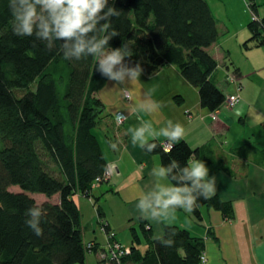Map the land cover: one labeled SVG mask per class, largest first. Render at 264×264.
Here are the masks:
<instances>
[{
  "label": "trees",
  "instance_id": "trees-1",
  "mask_svg": "<svg viewBox=\"0 0 264 264\" xmlns=\"http://www.w3.org/2000/svg\"><path fill=\"white\" fill-rule=\"evenodd\" d=\"M109 4L120 11L110 22L108 31L119 35L109 47L126 44L133 53L126 58L130 66L139 62L147 76L176 66L198 89L202 108L214 112L224 106L226 94L213 79L218 63L207 51L219 32L205 0H109ZM250 7L259 20L248 25L251 38L246 48L250 43L264 45V18L258 15L256 0ZM12 22L9 0H0V264H86L89 253L99 255L104 248L91 242L89 249L85 243L75 197L95 199L94 189L109 182L104 179L108 161L96 133L108 117L98 92L109 80L96 70L98 58L65 60L60 41L48 51L34 37L14 35ZM155 143V150L145 152L159 157L161 165L176 160L183 166L197 158L206 163L210 176L226 171L213 156L184 140L175 142L171 152L165 151L166 143ZM97 180L101 181L96 184ZM13 186L21 192L9 191ZM29 194L48 199L59 195L60 201L40 206ZM93 201L104 224L100 200ZM34 205L43 211L39 237L25 224V211ZM203 208L215 209L226 219L234 215L231 202L218 196L201 198L192 216L202 220ZM166 232L174 241L171 247L155 241L144 221L131 228L132 253L121 264L202 263L204 239L178 227L170 226ZM142 245L147 246L145 251Z\"/></svg>",
  "mask_w": 264,
  "mask_h": 264
},
{
  "label": "crops",
  "instance_id": "crops-1",
  "mask_svg": "<svg viewBox=\"0 0 264 264\" xmlns=\"http://www.w3.org/2000/svg\"><path fill=\"white\" fill-rule=\"evenodd\" d=\"M241 32L242 29L233 33L232 39L237 38ZM250 38L251 32L249 36L242 35L239 39L238 44L244 51L243 61L233 56L232 49L228 46L230 39L221 41L220 33L218 41L207 49L218 63L213 79L226 95L238 93V88L227 83L225 70H229L240 79L242 89L251 85L259 86L256 103L247 94L242 95V103L232 112L221 111L213 118L211 116L213 111L202 108L198 89L186 81L173 65L163 67L154 76L142 74L133 85L131 83L118 85L114 81H108L98 92V98L105 105V115L108 117L101 120L97 127L100 128L97 135L104 139L107 145L104 152L108 165L116 166L117 173L108 183L95 188L93 195L100 202L104 198L107 201L111 199L120 201L124 223L121 227L116 225L113 219L108 218L107 211L102 207L104 212L102 224L96 210V215L90 223L86 227L83 226L84 241L86 242L87 231L96 235L100 230L105 236L103 243H100L98 237H93L91 241L87 240V244L95 242L101 248L106 245L107 237L101 230L104 226L127 247L126 242L120 239L122 230L138 228L141 221L151 228L154 236L155 226L138 219L134 213L136 203L134 190L150 184L151 170L161 166L159 157L152 156L131 143L129 129L138 125L139 115L146 121L155 119L153 126L157 130L165 126L169 119L181 123L185 128L183 140L194 149L202 148L226 169L215 174L217 178L215 196L231 202L233 218L226 219L215 209L203 208L202 220H197L192 214L180 209L177 213L179 219L172 227L186 230L193 237L205 240L207 264H264V140L258 141L255 137L243 136L240 130L247 125V114L251 109L257 110L264 120V45L255 47L254 43H250L249 48H246L244 45ZM153 88L155 92L152 93L151 99L164 105L156 118L138 109V105ZM126 94H129V98ZM176 97L183 99L181 104L176 102ZM119 114L126 117L121 126L116 122V116ZM235 131H239L240 134H236ZM156 140L167 143L164 137H158ZM112 144H116L115 149L111 147ZM95 199L91 201L94 203ZM129 246H132V240ZM98 257L101 259L99 255ZM100 262L107 263L102 259Z\"/></svg>",
  "mask_w": 264,
  "mask_h": 264
},
{
  "label": "clouds",
  "instance_id": "clouds-1",
  "mask_svg": "<svg viewBox=\"0 0 264 264\" xmlns=\"http://www.w3.org/2000/svg\"><path fill=\"white\" fill-rule=\"evenodd\" d=\"M9 10L14 35L34 37L35 41L45 43L48 51L60 41L65 60L96 57V70L109 81L133 85L144 72L139 62L135 66L126 62V58L133 55L126 44L115 49L109 47V41L119 35L114 29L108 31L111 19L120 15L118 9L110 6L109 0H9ZM153 92L154 88L146 94L138 109L156 118L164 105L151 99ZM137 119L138 125L129 129L130 139L134 147L144 151L155 150L156 139L164 137L168 144L165 151L171 152L175 142L185 137V128L179 122L169 119L157 130L153 126L155 119L146 121L139 115ZM111 147L115 149L116 144ZM209 172L200 159H189L183 166L171 160L151 170L150 184L134 190V213L138 219L155 226V241L165 247L173 246L174 241L166 229L179 219L178 210L191 214L201 198L208 200L217 194V178ZM42 215L40 206L34 205L25 211V224L38 237L43 235Z\"/></svg>",
  "mask_w": 264,
  "mask_h": 264
},
{
  "label": "rangeland",
  "instance_id": "rangeland-1",
  "mask_svg": "<svg viewBox=\"0 0 264 264\" xmlns=\"http://www.w3.org/2000/svg\"><path fill=\"white\" fill-rule=\"evenodd\" d=\"M208 4L211 7V10L213 12V15L216 19L218 28H219V33H220V40L225 42L226 40L230 39L229 42V49H232L233 56L240 61H243V54L244 51L241 49L242 47L238 44L239 39H241L242 35L249 36L250 31L248 29V23L252 21L253 19V14L251 10L248 7L247 1L246 0H206ZM256 4L258 6V15L261 19L264 18V2L263 0H256ZM242 29V32L237 38H233L232 36L234 35L237 30ZM232 57V56H231ZM226 74H231L229 70H225ZM229 83V82H227ZM231 84V83H229ZM233 84V83H232ZM239 85V90H240V97L241 100L238 105L242 103V95H248L251 97V100L257 101V98L259 96V86L251 85L249 88H242V84L238 81ZM241 87V88H240ZM247 90V91H246ZM129 95V94H128ZM246 95V96H247ZM237 105V106H238ZM236 106V107H237ZM235 109V108H234ZM234 109H230L229 106L225 105L222 107L221 111H228L232 112ZM247 125L245 128L240 129L242 130V135L245 136H251L252 138L255 137L258 141L264 140V120L260 117V115L257 113V110L251 109L248 111L247 114ZM102 125H100L101 127ZM121 126V125H119ZM100 129V128H98ZM98 129H96V133H98ZM236 134H240L239 131H235ZM102 138V137H101ZM100 138V139H101ZM101 144L104 147V149L107 148L106 143L104 142V139L102 138ZM1 146V143H0ZM106 186V185H105ZM11 192H21V189L17 186H13L9 189ZM36 202L38 205H43L46 202H50L52 204H57L60 201L59 195L54 196L51 199H48L44 195L41 194H29ZM77 203L80 206V211H81V217H82V222L83 226L86 227L89 223L90 220L93 218L94 215H96V210L97 206H94V203L87 198H80L78 196L75 197ZM119 202V203H118ZM99 204L107 211L108 218L111 220L113 219L114 223L121 227L124 223L123 221V216H122V211L120 209L121 202L118 201L117 199H111V200H106L104 198ZM119 204V205H116ZM85 237H86V244L88 243L87 240L91 241L93 237H98L100 239V243H103L102 240L105 235L101 233V231H97L96 235L91 233V231L85 232ZM120 234V232H119ZM120 239L122 241L126 242L127 247L131 244V233L129 229L122 230L120 234ZM107 242V241H106ZM105 247V246H104ZM103 247V248H104ZM147 248L146 245L142 246L141 249L144 251ZM103 260V259H102ZM101 259H99L98 255L91 252L87 256V263L86 264H111L110 262L106 261L105 262H100Z\"/></svg>",
  "mask_w": 264,
  "mask_h": 264
},
{
  "label": "built area",
  "instance_id": "built-area-1",
  "mask_svg": "<svg viewBox=\"0 0 264 264\" xmlns=\"http://www.w3.org/2000/svg\"><path fill=\"white\" fill-rule=\"evenodd\" d=\"M249 9L251 10V4L253 3L254 0H246ZM252 12V10H251ZM253 14V20L257 21L259 20V18L252 12ZM226 81L229 83H233L234 85L237 86V88L239 87L238 85V81L240 82V79L238 77H236L233 73L231 74H226ZM241 84V83H240ZM241 88V87H240ZM242 89V88H241ZM238 93L234 94V95H226V99H225V103L224 106L227 105L229 106L230 109H234L240 102L241 97L239 95L240 90L239 88L237 89ZM126 97L129 98V95L126 94ZM221 109H218L216 111H214L212 113V117L215 118L217 117L218 114H220ZM123 115V114H122ZM121 114L116 116V122L118 125H122L125 122V115L122 116ZM168 147V144H165V148ZM117 173V168L114 165H108L107 169L104 173V179L105 180H109ZM101 180H97L96 184H98ZM103 232H105L106 237H107V242L106 245L104 247V250L102 252H100L99 256L101 257V259H103L104 261H108V262H116L118 264H121V260L129 255H131L132 253V249L130 247H126L124 246L122 243H120L117 239H116V235L112 232L107 231V229L102 226L101 229ZM88 248L90 249L92 246V244H88L87 245ZM201 264H207V257L206 254H203L202 257V263Z\"/></svg>",
  "mask_w": 264,
  "mask_h": 264
}]
</instances>
